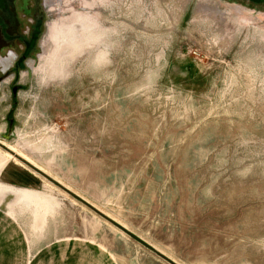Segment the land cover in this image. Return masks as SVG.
I'll return each mask as SVG.
<instances>
[{
  "label": "rangeland",
  "instance_id": "rangeland-1",
  "mask_svg": "<svg viewBox=\"0 0 264 264\" xmlns=\"http://www.w3.org/2000/svg\"><path fill=\"white\" fill-rule=\"evenodd\" d=\"M39 4L37 48L0 81V143L131 235L0 149V183L25 169L34 183L26 189L57 204L32 230L29 208L11 202L22 194L8 187L0 198L24 258L77 238L115 264H167L143 244L176 264H264V9L228 0Z\"/></svg>",
  "mask_w": 264,
  "mask_h": 264
},
{
  "label": "crops",
  "instance_id": "crops-1",
  "mask_svg": "<svg viewBox=\"0 0 264 264\" xmlns=\"http://www.w3.org/2000/svg\"><path fill=\"white\" fill-rule=\"evenodd\" d=\"M3 168L0 171L1 173L3 172ZM15 170L16 174L18 177L20 176L21 179L19 178L18 180L15 177L5 176L4 181L6 183H0V198L3 194H9L8 187L15 188L14 190H16L18 194H22V196L21 198L17 196L13 197L11 202L13 203V201H16L18 206L27 209L29 208L31 219L33 221V223H31V228L32 230H40L45 221V215L50 214L57 204L46 194L31 190V188L26 189V187H32L29 186L30 184H34L28 177L31 173L25 169H22V171L18 169ZM20 181L24 183H19ZM17 183L21 184L22 187L18 188L11 185ZM11 202H9V205ZM9 205L6 214H8L9 218H14L15 211L13 209V204L12 207ZM4 217L5 215H1L0 213V264H115L112 256L108 254L109 252H105V249L100 248L98 244L77 238L54 239L49 241L40 246L43 247L42 249L39 248L35 251L31 257L32 259L26 260L24 258L25 247L23 234L14 223V235L12 232L10 233L8 226L11 225V223H9V221L1 222ZM15 230L17 233H15ZM18 235L20 236V241H18ZM14 238H16L18 242H15V245H13V242H11V246L8 245V240L12 241ZM4 241L5 246H2ZM40 250L43 251L37 256V253H39Z\"/></svg>",
  "mask_w": 264,
  "mask_h": 264
},
{
  "label": "flooded vegetation",
  "instance_id": "flooded-vegetation-1",
  "mask_svg": "<svg viewBox=\"0 0 264 264\" xmlns=\"http://www.w3.org/2000/svg\"><path fill=\"white\" fill-rule=\"evenodd\" d=\"M242 7L264 9V0H228ZM39 0H0V81L15 76L37 48L42 16ZM17 86L10 87L15 95Z\"/></svg>",
  "mask_w": 264,
  "mask_h": 264
},
{
  "label": "water",
  "instance_id": "water-1",
  "mask_svg": "<svg viewBox=\"0 0 264 264\" xmlns=\"http://www.w3.org/2000/svg\"><path fill=\"white\" fill-rule=\"evenodd\" d=\"M0 149H2L3 151H5L6 153L10 154L16 161H18L22 166H24V168L26 170L30 171L31 173L36 174L37 176L41 177L42 179H44V180L48 181L49 183L55 185L63 193H65L69 197H71V198L75 199L76 201H78L81 205H83L85 208H87L88 210H90L92 213H94L96 216H98L99 218H101L105 222L113 225L115 228H117L122 233H124L126 235H131L129 233V231H127L125 228H123L119 224L115 223L112 219H110L109 217H107L101 211L97 210L95 207H93L91 204H89L88 202H86L85 200H83L82 198H80L79 196H77L76 194H74L73 192H71L69 189H67L64 186H62L61 184L57 183L54 179H52L51 177H49L48 175H46L44 172H42L36 166H34L33 164L29 163L27 160L23 159L19 155L13 153L12 151H10L7 147H5L4 145H2L1 143H0ZM143 245L150 252H152L154 255H156L157 257H159L163 261H165L167 264H176L175 262H173L169 258L165 257L163 254H161L159 251H157L153 247H151V246H149L147 244H143Z\"/></svg>",
  "mask_w": 264,
  "mask_h": 264
},
{
  "label": "bare ground",
  "instance_id": "bare-ground-1",
  "mask_svg": "<svg viewBox=\"0 0 264 264\" xmlns=\"http://www.w3.org/2000/svg\"><path fill=\"white\" fill-rule=\"evenodd\" d=\"M3 145V144H2ZM5 146V145H4ZM5 147H7V146H5ZM8 148V147H7ZM10 151H12L10 148H8ZM5 152V151H4ZM13 153H15L14 151H12ZM6 153V152H5ZM6 154H8V153H6ZM15 154H17V153H15ZM9 156H11L10 154H8ZM18 155V154H17ZM20 156V155H19ZM12 157V156H11ZM20 157H22V156H20ZM13 158V157H12ZM23 159H25L24 157H22ZM26 160V159H25ZM28 161V160H27ZM29 162V161H28ZM29 163H31V162H29ZM32 164V163H31ZM34 165V164H33ZM35 166V165H34ZM38 168V167H37ZM39 169V168H38ZM41 170V169H40ZM42 171V170H41ZM42 172H44V171H42ZM45 173V172H44ZM46 174V173H45ZM46 175H48V174H46ZM49 176V175H48ZM50 177V176H49ZM52 178V177H51ZM53 179V178H52ZM55 180V179H54ZM56 181V180H55ZM57 183H59L58 181H56ZM60 184V183H59ZM62 185V184H61ZM63 186V185H62ZM65 187V186H64ZM66 188V187H65ZM68 189V188H67Z\"/></svg>",
  "mask_w": 264,
  "mask_h": 264
}]
</instances>
